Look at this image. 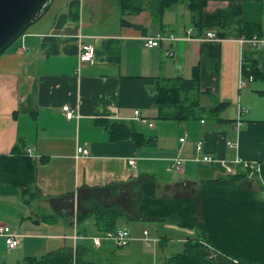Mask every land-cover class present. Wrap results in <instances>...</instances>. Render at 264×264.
<instances>
[{"label":"crops","instance_id":"crops-1","mask_svg":"<svg viewBox=\"0 0 264 264\" xmlns=\"http://www.w3.org/2000/svg\"><path fill=\"white\" fill-rule=\"evenodd\" d=\"M161 1L49 0L0 54V155L19 146L36 168L33 197L0 184V220L19 236L14 249L0 236V264L41 259L84 241L89 264H157L158 245L184 242L192 232L120 219L118 228L128 229L132 240L118 251L124 247L97 234L93 216L77 221L96 205L117 201L116 185L141 175H153L158 192L168 195L178 184L227 175L224 161L238 156L253 166L254 187L264 198V81L239 84L243 55L264 69V50L240 43L247 38L244 24L258 26L264 37V0H175L166 7ZM159 34L174 40L145 45ZM83 46L94 49L85 63L79 61ZM196 67L198 88L186 98L198 100L197 116L160 119L157 83L189 81ZM64 106L74 111L72 119ZM108 122L127 123L155 143L114 139ZM77 147L89 154L77 156ZM177 158L182 165L176 171ZM144 231L156 241L144 243ZM138 242L152 244V254Z\"/></svg>","mask_w":264,"mask_h":264},{"label":"trees","instance_id":"trees-1","mask_svg":"<svg viewBox=\"0 0 264 264\" xmlns=\"http://www.w3.org/2000/svg\"><path fill=\"white\" fill-rule=\"evenodd\" d=\"M174 1L162 0L161 7ZM257 28L244 24L242 35L247 38L260 36ZM242 59L243 78L264 81V69L257 65V60L246 54ZM198 84L197 67L189 81L174 82L170 86L158 82V117L173 120L195 118L198 100L191 101L186 96L196 91ZM166 108H172V111L164 112ZM105 128L114 139L131 137L137 144L148 146L155 143L153 138L137 133L124 122H108ZM19 149L17 146L12 154L0 155V184L13 185L25 197H33L36 168L32 159ZM249 174L250 171L243 168L215 179L182 183L172 188L191 185L193 195L188 196L163 195L158 192L153 175H141L133 183L122 187L116 185L113 197H117V201L96 205L90 213L79 214L77 221L80 224L93 216L99 235L119 229L120 219L126 223L172 225L191 231L192 234L187 235L182 244V251L166 258L162 264H264V198L259 196L253 175ZM127 187L132 188L134 197L124 204L120 193L125 192ZM79 232L84 238H90L86 230ZM88 245L89 241H84L74 249L41 259L27 258L22 264H89L85 258Z\"/></svg>","mask_w":264,"mask_h":264},{"label":"built area","instance_id":"built-area-1","mask_svg":"<svg viewBox=\"0 0 264 264\" xmlns=\"http://www.w3.org/2000/svg\"><path fill=\"white\" fill-rule=\"evenodd\" d=\"M191 28L187 30V33L190 34L191 33ZM206 37L210 38V39H214L216 37V35L213 32H207L206 33ZM162 40H174V38L170 35H157L156 37L147 39L145 42V45L147 47H156L158 46L159 42ZM240 43H247L249 44L251 47H253L256 50H264V37H259L257 35L252 36L251 38H246V39H241ZM170 55H172L171 53H169ZM94 57V49L92 46H83L82 48H80V52H79V61L81 63H85V62H89L93 59ZM248 81H251L252 78L249 77L247 79ZM240 86H243L245 84V80L243 77H240V81H239ZM63 112L65 114V117L70 120L72 119L75 115H74V111L69 107V106H64L63 108ZM247 110L245 108H243L240 112L239 115H242L243 113H246ZM139 116L138 111H135V118L137 119ZM149 126H152V123H149ZM180 141H183V139H180ZM228 146L231 147L232 144L230 142H228ZM202 145L201 143H197V149H201ZM89 154V151L87 148L85 147H77L76 149V155L77 156H87ZM204 161H212V159L210 157H203ZM129 165H131L132 167H135V160L131 159L128 161ZM224 164L226 165V173L227 174H232L234 172V167L235 166H241L245 169H248L250 171V174H253L254 170H253V166L241 159L240 157H235L233 160L227 162L224 161ZM182 165V160L181 159H175L174 163H173V169L174 170H180V167ZM144 235H146V232H144ZM0 236L4 237L5 240V244L7 246L8 249H14L18 246L19 244V240H18V235L14 234L10 227L3 223L0 220ZM81 236L76 234L74 235V239H80ZM104 239H108L113 241V243L117 246V247H125L127 246L130 241L132 240L128 230L126 228L123 229H117L116 231L112 232V233H107L103 236ZM146 243H148L149 241H156V239H150L145 237L143 239ZM97 243V242H96Z\"/></svg>","mask_w":264,"mask_h":264},{"label":"water","instance_id":"water-1","mask_svg":"<svg viewBox=\"0 0 264 264\" xmlns=\"http://www.w3.org/2000/svg\"><path fill=\"white\" fill-rule=\"evenodd\" d=\"M49 0H0V54L39 17Z\"/></svg>","mask_w":264,"mask_h":264},{"label":"rangeland","instance_id":"rangeland-1","mask_svg":"<svg viewBox=\"0 0 264 264\" xmlns=\"http://www.w3.org/2000/svg\"><path fill=\"white\" fill-rule=\"evenodd\" d=\"M193 191H194V188L191 185H187V186H183L181 188L177 187V188L170 190L168 192V195H169V193H174L177 195H187L188 196V195H193ZM120 196L122 197V199H121L122 201L120 200L122 203L127 204L128 202H131L133 197H134V194L132 193V188L127 187L125 189V192L120 193ZM145 225L147 226V224H145ZM144 232H146V235H144V238H145V237H147L148 232L147 231H144ZM144 232H143V234H144ZM151 239L153 240L154 238H151ZM144 243H145V241H144ZM144 243L138 242V245H140L143 252L148 253V254H152V251H153L152 244H150L149 246H146ZM182 244H183V242H174L172 245H170V246L167 245L166 247L163 248V247H160L158 245V242H157V245H158L156 248L157 249V255H158L157 264H162L166 258L170 257L173 254L181 252L183 249ZM125 249L126 248L124 247V249H119L118 251H124ZM129 257H130V260H135L134 255H130ZM143 262L144 261H141L142 264H144Z\"/></svg>","mask_w":264,"mask_h":264}]
</instances>
